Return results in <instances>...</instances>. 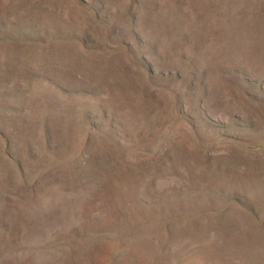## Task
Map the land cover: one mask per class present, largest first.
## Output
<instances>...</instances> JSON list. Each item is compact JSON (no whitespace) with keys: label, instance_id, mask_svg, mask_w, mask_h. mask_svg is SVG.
Masks as SVG:
<instances>
[{"label":"rangeland","instance_id":"374dc122","mask_svg":"<svg viewBox=\"0 0 264 264\" xmlns=\"http://www.w3.org/2000/svg\"><path fill=\"white\" fill-rule=\"evenodd\" d=\"M0 264H264V0H0Z\"/></svg>","mask_w":264,"mask_h":264}]
</instances>
